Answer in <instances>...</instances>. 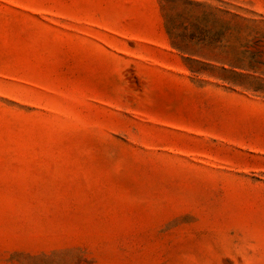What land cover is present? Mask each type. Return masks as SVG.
<instances>
[{
	"label": "rangeland",
	"instance_id": "1",
	"mask_svg": "<svg viewBox=\"0 0 264 264\" xmlns=\"http://www.w3.org/2000/svg\"><path fill=\"white\" fill-rule=\"evenodd\" d=\"M0 264H264V0H0Z\"/></svg>",
	"mask_w": 264,
	"mask_h": 264
}]
</instances>
